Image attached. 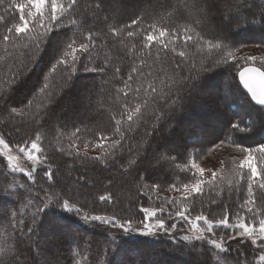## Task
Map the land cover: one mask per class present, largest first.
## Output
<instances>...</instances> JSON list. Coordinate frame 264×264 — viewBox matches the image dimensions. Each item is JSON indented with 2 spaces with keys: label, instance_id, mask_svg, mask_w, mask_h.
<instances>
[{
  "label": "snow or ice",
  "instance_id": "6c2138e0",
  "mask_svg": "<svg viewBox=\"0 0 264 264\" xmlns=\"http://www.w3.org/2000/svg\"><path fill=\"white\" fill-rule=\"evenodd\" d=\"M4 0H0L3 4ZM140 6L137 7L136 4ZM132 5L133 16L128 23H121L119 15L127 5ZM19 12V22L13 23L5 28L0 35V40L4 43H14L15 39L25 40L24 47L35 49L37 53H46L49 47H53L52 33L67 29L63 32L64 39L56 43L52 55L51 72L61 68L65 74L64 89L73 87V78L82 69L84 72L97 73L101 79L100 87L103 91L111 94L114 92V101L118 103V116L113 114L110 120L114 121L113 135L118 139H112L103 130L90 128L89 125H73V130L67 135L69 144L67 148L60 147L56 151L72 157L73 160L80 159L82 162L95 161L105 168L119 166L123 168L121 177L129 175L128 169L137 164L136 159L130 157L139 156L138 149L134 150L129 144L125 149V143L130 139L128 133L136 131L145 122V118L150 114L154 121L158 122L165 116V108L175 110L182 99L183 92L188 81L193 79L191 72L196 69V65L186 62L190 59L187 48L190 42L195 45L197 51L202 52L206 47L208 52L214 54L213 64H227L230 60H235V55L229 45L225 43L227 37L224 34V26L238 25L245 7H257L249 4L248 0H91L83 12H79L80 0H25L23 3L15 5ZM262 9L261 16L264 17V4L259 5ZM107 13V14H104ZM103 14V15H102ZM219 18V25L215 24ZM0 20L4 17L0 16ZM199 29V30H198ZM211 32L213 39L206 40L205 35ZM142 36L143 41L139 49L133 41ZM183 40L181 50L177 51L175 42ZM43 46V47H42ZM156 48L155 54L152 49ZM115 52L117 55H112ZM169 53L172 54L169 57ZM179 57V61L176 57ZM245 59L254 60L255 57ZM118 61V62H117ZM151 61V63H150ZM127 62L126 75L121 65ZM187 69L189 75H184ZM201 71H206L207 67L202 66ZM107 77V79H104ZM239 78L244 88L251 94V99L257 104L264 106V71L259 68L248 67L239 72ZM42 86H33L29 95L35 97L43 96L40 101L39 110L33 111V99L25 97L19 105L9 107L12 100V93L16 86L22 82V76L17 73L9 81L8 90H0V115L7 113L9 120L19 119L20 123L14 126V130L19 134L25 125L33 126L31 135L22 136L16 143L14 150L16 155H12L13 148L3 136H0V146L7 151L0 153L7 159V168L11 173H24L29 181L35 183V177L30 170L21 166L20 161L26 159L32 165L47 164V157L42 148L43 129L47 123V117L51 111L49 105L56 103L53 94L49 91L48 76L43 77ZM119 83L120 87H115ZM96 87L95 81L85 88V92H90ZM66 95L67 93L64 92ZM134 100L129 102V98ZM46 101V102H45ZM90 102V97H89ZM3 123V121H0ZM127 125V128H124ZM135 125V128L133 127ZM231 127L239 132H246L250 129L242 128L239 124H232ZM92 135L93 140L88 136ZM64 134L57 130L56 137L63 138ZM111 141L109 144L108 142ZM79 143H83L85 151L81 153ZM94 148L111 151H103L101 155L89 156L87 149L89 145ZM127 151V156H125ZM246 154L238 164L233 162L231 176L227 179L229 190L238 187L239 182L246 180L247 195L239 205L240 211L235 213V222L231 221V214L225 211L219 219H210L203 212L195 216L191 215V209L181 204L192 201L193 204L197 197L205 195V187L209 191L220 188L218 181L224 180L220 172L211 171V176L204 179L205 169L199 167L195 162L188 167L185 165L181 171H191L194 181L177 185L170 184L168 191L180 193V197H161L159 190L161 185L153 182L151 185L145 182V177L137 174L128 181L129 185L135 189L138 195L152 199L153 196L160 200L161 206L156 208L142 207L143 220L140 221L142 228L137 231L144 236H155L163 232L170 235L172 230L177 227L175 223L168 224V221L179 219L189 225L192 235H184L181 240L187 242H201L211 246L210 252L218 258L220 253H226L228 248L225 246L223 238L213 239L215 228H235L237 236L231 237L243 242H250L264 253V212L257 207V197L254 189L264 192V168L257 163V157L253 152L264 154V144L256 149L242 148ZM126 161V165H125ZM175 161V157L161 156L157 159V164L162 162ZM223 163V162H222ZM244 169H247L245 176ZM54 171L44 172V177L50 182L54 181ZM199 177V178H195ZM111 183V181H110ZM24 188V184H18ZM52 187V184L49 185ZM219 194V192H217ZM47 197V190H45ZM101 201H110L111 194L101 195ZM46 208L48 205L41 201ZM56 203L65 211H75L82 214L85 222L99 221L103 224L112 225L122 229L125 233L133 231L131 219H122L117 216H106L89 214L84 211L86 205L70 203L68 199L61 200L56 198ZM176 205L174 211H170L167 219L158 216V212L164 211V204ZM211 204H216V199H211ZM44 210L39 206L32 213L31 222L26 223L23 218L17 219V212H11L8 228L0 232V264H27V258L23 257L20 245L25 239H31L33 226L37 216ZM241 212L247 214L241 215ZM251 221V222H248ZM201 222L202 225L201 226ZM26 229V231H25ZM19 234L17 239L16 234ZM210 234V235H209ZM195 243L192 244L193 251ZM198 255H203L199 253ZM260 260L264 261V254L260 255ZM53 264V262H49ZM142 264H158L157 261L145 260ZM196 264H208V260H198ZM218 264H227V260H219ZM239 264V262H238Z\"/></svg>",
  "mask_w": 264,
  "mask_h": 264
},
{
  "label": "trees",
  "instance_id": "16d2710c",
  "mask_svg": "<svg viewBox=\"0 0 264 264\" xmlns=\"http://www.w3.org/2000/svg\"><path fill=\"white\" fill-rule=\"evenodd\" d=\"M23 2H25V0H4L3 4H0V16L4 17V20H0V35L4 33L7 26L19 22V12L17 11L15 5ZM90 2L91 0H80V8L78 11L83 12L85 6ZM254 2L258 3L259 0H253L252 3ZM136 6L139 7L140 4H137ZM242 11L246 16L245 24L243 26L249 29L242 34H238V32L232 30L231 32H228V38L227 41H225V43H227L233 51L235 60H230L227 64H220L216 66L213 64L212 60L214 54L209 53L208 50H203L202 52L197 51L195 45L191 42L187 48V51L190 54H196L190 55V59L186 62V64H195L196 69L190 73L193 79L187 82L184 90L187 86L195 88L197 86L195 84H198V81L214 76H222V78L225 79L228 75L230 81L232 82V87H227L224 91V95H222L223 107H225L228 115L226 116L225 121L221 123L223 124V128L220 129L217 137L219 140L217 141L218 143H221L226 149L231 150L234 145L256 149L261 144H264V107L255 105L242 89L238 81V72L245 66L254 65L264 71V39L253 38L254 34L257 32L261 33V31L250 29L251 23H253L250 21L251 19H254V17L250 15L251 10L244 8ZM132 16L133 12L125 13V11H123L119 15V20L121 23H128L129 18ZM255 18L256 22L261 20V16H257ZM255 25L256 24L254 23V26ZM234 27H236V25ZM249 30L253 31L250 32ZM65 31H67V29H62L51 34L53 47H49L46 53H37L35 49L25 48L24 39L17 38L14 43L7 44L0 40V90H8L9 81H11L13 77L19 73L22 76V82L16 86L15 92L12 93V101L14 100L15 103L17 102V105H19L20 101L25 100V97L33 99L32 110L37 111L39 110L40 101L43 99V96L37 95L33 97L29 95V93L33 89V86H42L44 82L43 77L47 75L49 91L53 94L54 99L56 100V103L49 105L51 111L47 117L48 119L46 118L47 123L43 129H40L43 137L42 148L44 155L48 159L47 164L36 165V169L32 172L35 177V183L29 181L25 174L19 172L11 173L6 165L0 161V232H4L5 229L10 231L8 226L11 219V212L16 211L17 219L23 218L26 223H30L32 213H34L36 211V207L39 206L44 208V210L37 216L35 223L37 226L39 224L49 223L50 220H53L54 223L52 224V227L60 228L61 230L62 225L58 222L60 220L63 222V227L66 230L68 228L65 226L68 227L69 224L70 226L72 225L76 227V230L74 231L75 234L69 237V240L61 238L60 240H57L61 250L57 256L48 260L53 262V264L57 263V260H59L58 264H142L145 260H151L150 258H155L159 264H171L174 259L177 261V256L174 251H181L191 256H197L199 253H202L203 256L209 259L208 261L210 264H218V259H226L227 264H236L228 258L220 256L225 255V253H220L217 258L213 252L209 251L211 246L208 244L195 241L190 243L183 241L180 238H172L170 235H166L163 232L158 233L155 236H144L136 232L137 229L142 228V224L140 223V221L143 220L141 208L148 207L150 209H158L162 202L156 199L155 196H153L152 199H148L145 196L138 195L135 189L128 183L132 177L139 174L145 177V182L149 185L153 182L159 183L161 185L159 190V195L161 197H175L177 199L180 197L179 192L172 191V193H168L166 195L161 192L167 190L169 185L172 184L171 182L166 181L165 170L180 172L181 174L187 173L185 182L188 178L189 180L193 179V176H191L193 173L192 171H181V169L185 165H190V160L192 158L189 156V153H184V148H188L191 144H195V141L199 140V138L196 137V132L192 133L193 136L188 134L189 137H187L185 145L183 146L180 144H172L168 147L166 145L164 146L163 139H165V135L157 136L159 133L158 131L162 130L165 122L171 117L170 115L178 112L181 106V101L179 102L180 106H177L174 111L165 108V116L162 120L156 122L149 114L145 118V122H141V126L136 129V131L128 133L130 139L125 143V149H127L130 144L133 146L134 150L138 149L139 152V156L130 157L137 160V164L128 169V173L131 174L130 179L121 177L123 168H120L119 166L105 168L95 161L82 162L80 159L73 160L72 157L56 151V149L60 147L67 148L69 144L67 135L73 130V125L82 127L84 124H87L90 128L98 127V129L103 130L106 134L111 136L112 139L119 138L117 135L112 134L114 121L110 120L111 115L116 114L118 116L119 105L114 101V92L109 94V92L101 89L100 84L102 77L99 74L84 72L82 69L73 78V87L71 89H64V92L67 94L72 92L73 95H71V97L73 98L80 90L81 94L83 92L85 94V88L90 86L94 80L96 87L91 89L93 94L89 96L91 99L89 105L86 106V108L83 106L81 109L74 108L71 113L64 115L62 120L54 122L55 111L60 107L61 100L65 95L64 92H61L64 85L65 74L61 68H57L55 72H51L50 68L51 63H54V60H52L54 47L57 42L64 39L63 32ZM207 35L208 37H213L211 32L207 33L205 36ZM142 41L143 37L138 36L133 43H135L139 49ZM183 43L182 39L175 42L177 51L181 50ZM152 51L153 54H155L156 48L154 47ZM111 54L114 56L117 55L115 52H112ZM171 56L172 54L169 53V57ZM247 57H255V59H245ZM179 59L180 58L177 56L176 60L179 61ZM202 66L207 67V70L201 71L200 69ZM121 67L126 75L127 62L124 65H121ZM36 70L37 74L35 73ZM183 74L189 75L187 69H185ZM104 79H107V77H104ZM120 86L121 85L119 83L115 84V87ZM222 90H224V87L221 88V91ZM17 94H19V96H17ZM203 100L205 99H200L202 102ZM129 102L134 103V100L130 97ZM8 120L9 118L7 113L0 115V121H3V123H0V136H3L5 140L9 142L10 146L14 148L22 136L32 134L33 126L25 125L22 129V135H16L12 128L5 126V123H8ZM17 120V125H19L20 121L18 118ZM172 121L179 123L177 115L172 117ZM232 124H239L242 128L250 130L246 132H239L231 127ZM180 126L181 124L177 125L179 128ZM133 127L135 128V125ZM124 128L126 129L127 125H124ZM57 130L64 134L63 138L56 137ZM155 130L157 132L156 135L154 134ZM171 130L172 133H176L175 128ZM88 139L94 141L91 134L88 136ZM151 141H155L156 145L153 151H149ZM108 143L110 144L111 141ZM78 144L79 150L83 153L85 151L84 144L79 142ZM145 144L147 148L142 150V146H145ZM207 145L210 147L211 143ZM215 146H213L212 149H214ZM103 151H111V148L109 147L102 150L100 148H94L90 144L87 149L90 157L101 155ZM148 153L152 156L153 163L161 156L175 157V161L162 162V164H157V169H154L149 165L151 158L147 157ZM234 155L235 157H238V159L234 161L236 164L239 163V158L244 157L243 155ZM253 155L257 157L258 164L261 168H264V154L253 152ZM125 156H127V151H125ZM63 163L68 165L67 167L72 172L71 174H73V177H70L71 181H76L78 177L81 179V181L78 182L85 186L84 191L71 190L69 188L70 184H68L64 178H59L60 175H58L59 173H57V170L54 167L57 165H64ZM49 165H51V170L55 173V183L48 181L46 177H44V172L49 169ZM163 167L165 170L162 169ZM166 167L169 169H166ZM110 171H113V174H116V177L113 176L112 179H106L110 175ZM85 172L95 173L99 177L94 180L93 184H91V188H86L87 182H85V180L87 179L82 174ZM103 172H106V174L104 175ZM244 173L246 176L247 169H244ZM78 174H81V176H78ZM72 178L76 179L74 180ZM176 179L183 182L182 177L179 178V176H176ZM18 184H24L25 187L20 188ZM50 184H52L51 188L49 187ZM222 187L223 189L225 188L224 186ZM239 187L242 191V182H239ZM45 190H47V197L45 196ZM254 191L257 197V207L264 212V192L259 189H254ZM109 194L112 196L110 201H101L99 199L101 195ZM240 194L241 193H238L235 196L236 211L240 210L239 205L243 202V198ZM57 197L61 200L68 199L70 203H76L77 205H86L84 211L89 214L106 216L115 215L118 218L131 219L133 222V231L124 234L122 229L113 227L112 225L103 224L99 221L85 222L82 219L81 214L62 209L60 204L56 203ZM201 197L207 198V196ZM231 199H233L232 195H229L228 200L226 201L223 197V201H225L224 203L229 202ZM41 201L46 202L48 206L45 208ZM117 201H119V203H117ZM115 202L117 204H115ZM180 206L189 207L191 209L192 216L203 212L205 215H208L210 219H216L212 213L205 212L202 209L197 210L193 205L181 204ZM175 207L176 205L165 203L164 211L162 213L158 212V216L167 219L168 213L170 211H174ZM235 213L231 215L230 222H235ZM222 214L223 212L221 211L219 215ZM241 215H245L247 219L246 213L241 212ZM55 218H57V220ZM65 223L67 225H65ZM171 223H175L177 225V227L172 230L171 234L176 232H182L185 235L193 234L189 231V225L186 222L175 219L168 221L169 225ZM59 225L61 226L59 227ZM201 226H203L202 222ZM214 232L216 233L215 237L228 238L231 235H237V229L235 228L226 229L220 227L215 228ZM222 232H226V234ZM226 235L228 236L226 237ZM16 236L17 239H19L18 233ZM193 243L196 245L194 251L192 249ZM229 244H231V242L225 244V246ZM243 244L244 247L242 246ZM21 245L20 249L23 248ZM65 245L66 247L64 249ZM117 246L125 253L119 254L118 250L115 251ZM231 246H235L234 250L239 254L246 255L247 258L251 259L252 256L259 257L264 254L258 247L250 245V242L242 243L238 237L236 241L230 245V247ZM132 250H135L133 252L135 257L132 253H130ZM234 250L228 248L226 253H232ZM48 251L50 252L51 249ZM148 253L149 256H146ZM142 255L144 257H142ZM115 256H118V258L116 259ZM162 256H167V259L162 261ZM258 261L260 264H264V261H261L260 259Z\"/></svg>",
  "mask_w": 264,
  "mask_h": 264
},
{
  "label": "rangeland",
  "instance_id": "374dc122",
  "mask_svg": "<svg viewBox=\"0 0 264 264\" xmlns=\"http://www.w3.org/2000/svg\"><path fill=\"white\" fill-rule=\"evenodd\" d=\"M235 2H239L238 0H235ZM253 0H248L249 4H255L257 5V7H252V8H248L245 7L247 9H250L251 13L250 15H252L254 17V19H251L250 22L251 26L250 29H255V30H260L261 33L257 32L256 34L253 35V38H262L264 39V17L261 16V11L262 9L259 7V5L264 4V0H259L258 3H252ZM139 4V3H137ZM136 4V5H137ZM244 9V8H243ZM242 9V10H243ZM125 13H131L133 12L132 10V5H127L125 8ZM242 18L239 22L238 25H236V27H234L235 25L232 26H224L226 28V32L224 33L226 35V37L228 38V32L236 31L238 32V34H242L245 33L249 28H245L243 25L245 24V14L242 11ZM257 16H261V20L259 22H256V18ZM254 23L256 24L254 26ZM215 24L219 25V18L217 17L215 20ZM250 32H252L253 30H249ZM249 35V34H248ZM205 39L211 40L213 39V37L209 36H205ZM227 41V39H226ZM204 50H207L206 48H204ZM37 74V70L35 72ZM210 77V75H209ZM28 83V82H27ZM195 88L192 87H186L185 90H183V92L181 93L182 99L181 101V106L178 110V112L176 113H172V115H170L171 117L169 118V120H167L164 124V126L162 127V130H159L157 136L159 135H165V139H163V144L164 146L166 145L167 147L170 145H176V144H180L181 146L185 145L186 139L187 137H189L188 134H190V136H193V132H196V137L199 138V140L195 141V144H191L188 148H184V153H189V156L192 158L190 160V165H187L188 167L191 166L192 162H195L196 164L199 165V167L204 168L205 169V174H204V179H208L211 176V171H217L220 172L221 169H223V172H221L220 174L225 177L224 180H220L218 181L220 188H223L222 186H224V190L223 192L219 191V188L216 189L215 191L210 192L209 188L206 186L204 191H205V195L203 196H207V198H202L197 197L195 199V202L193 204L192 201L187 202V204L184 205H193L195 207V209H202L205 212H210L213 214L214 217H216V219H219L221 217V215H219V213L224 212L225 211V206H227V211H229V213L232 215L233 213L237 212L235 210V205H236V198L235 196L238 193H241V197L244 199L246 198L247 195V184H246V180L244 182H242V191L240 190L239 187V183H238V187L237 188H233L232 190H229L227 187V179L231 176V169L233 167V162L236 161L238 159V157H235L234 154L236 155H243L245 156L246 154L242 151V148L244 147H239L238 145H234V147H232L231 149H226L221 143H218V134L220 132V129L223 128V124H221L223 121H225L227 114V111L225 109V107H223V98L222 95H224V91L227 87H232V82L229 79V76L227 75V78L223 79L222 76H214L211 78H207L205 80L202 81H198V84ZM224 87V90L221 91V88ZM188 88V90H187ZM83 94V95H82ZM81 94V90L78 91V93H76V96L73 98L71 97L72 92L69 94H66L63 96L62 100H61V105L58 109H56L55 111V120L59 121L63 119L64 115H67L68 113H71L74 108L77 109H81V107L83 106L84 108H86V106L89 105V96H91L93 94L92 91L90 92H84ZM17 96H19V94H17ZM14 99V98H13ZM200 99H205L202 101H200ZM91 100V99H90ZM9 106H17V102L15 103V101L11 100L9 103ZM91 109V108H90ZM94 113V112H92ZM177 115L179 123L178 122H173L172 121V117ZM48 119V118H47ZM8 123H5L6 127L12 128V130H14V126H17V122L18 120H8ZM181 122V123H180ZM178 124H181L180 128L177 127ZM176 129V133H172L171 129ZM14 133L16 135H22V131L17 134L14 130ZM156 130L154 132V134L156 135ZM180 137V138H178ZM156 141V140H155ZM155 141L150 143L149 146V151H153L155 149ZM150 142V141H149ZM217 142V143H216ZM210 144V147H208L207 144ZM216 145V146H215ZM213 146H215L214 149ZM186 147V146H185ZM147 146L145 144V146H142V150L146 149ZM7 151L6 149L3 148V146H0V153H3ZM151 153V152H150ZM150 153L147 154V157H150L151 160L149 162V165L151 167H153L154 169H157V162L152 161V156L150 155ZM12 155H16V152L13 148V151L11 153ZM194 157H193V156ZM244 157L239 158L240 160H242ZM0 161L3 162L6 167H7V159L5 156L0 155ZM223 162V163H222ZM21 166L25 167L26 171L30 170L31 172H33L36 169V165H32L30 164V162H28L26 159H22L20 161ZM258 163V160H257ZM64 165H57L56 167H54L57 170V173H59L58 175L59 178L62 177L64 178L65 181H67L68 184H70L69 188L73 191H84L85 186L81 185V183H79L81 181V179H79V177L77 178L76 181H71L70 177H73V174H71L72 172L70 171V169L67 167L68 165L63 163ZM182 168V167H181ZM163 170H165V168H162ZM166 169H169L168 167H166ZM49 170V169H48ZM193 173L195 172V169L191 170ZM112 172V173H111ZM166 174H165V179L167 182H171L172 184L175 183L177 185H181L184 183H191L194 181V176L193 173L191 176H193L192 180H188L185 182V177L187 175V173L181 174L180 172H173L171 170L167 171L165 170ZM21 173V172H19ZM24 174V173H22ZM87 180H85V182H87L86 188L87 187H92L91 184L94 183V180L99 178L95 173H82ZM103 174L105 175L106 172H103ZM109 176L106 179H112L113 176L116 177V174H113V171L109 172ZM247 174V173H246ZM130 175V176H129ZM129 175L125 178H131V174L129 173ZM78 176H81V174H78ZM176 176H179L183 178V182L179 181L176 179ZM114 177V178H115ZM195 178H199V177H195ZM72 179H76V178H72ZM79 181V182H78ZM176 181V182H175ZM68 188V189H69ZM162 193L168 194V193H172V191H168L164 190L161 191ZM217 192H219V194H217ZM56 195V194H55ZM232 195L233 199H231L229 202L224 203L226 200H228V196ZM223 197L225 199V201H223ZM216 199L217 204H211L210 201L211 199ZM46 203V202H45ZM117 203H119V201H117ZM115 202V204H117ZM121 210V209H119ZM240 211V210H238ZM75 212V211H74ZM77 213V212H76ZM125 213V212H123ZM80 214V213H78ZM1 215V214H0ZM82 215V214H81ZM57 220V218H55ZM59 220V219H58ZM31 222V221H30ZM62 227L61 230L60 228H54L52 227V224L54 223L53 220H50L49 223H43V224H39L38 226L35 225H31L33 226V233L31 234V239H25L24 240V244H22L21 246L23 248H21V252L23 253V257L27 258V264H49L50 261H48L50 258L57 256L61 250V247H59L58 241L61 239H66L69 240V237H71L72 235H74V231L76 230L75 226H65L66 228H68L67 230L63 227L64 224L63 222H61L60 220L58 221ZM30 224V223H29ZM59 225V227L61 226ZM65 225H67L65 223ZM26 231V229H25ZM122 232L124 234H126L123 230ZM136 232H138L136 230ZM70 233V234H69ZM139 233V232H138ZM225 233L226 232H222ZM70 235V236H69ZM118 235V234H117ZM116 235V236H117ZM185 234H183L182 232H176V233H172L170 234V236L172 238H180L182 236H184ZM120 236V235H119ZM228 235H226L227 237ZM230 236V235H229ZM237 235H231L228 238H223V237H215L212 236L211 238L213 239H220L223 238L225 240V244H228L231 242V244H233V242L236 241V239H232L231 237H235ZM68 238V239H67ZM57 241V242H56ZM69 243V242H68ZM112 244V243H111ZM114 244V243H113ZM206 244V243H204ZM227 245L226 247L229 249L234 250L235 246H231ZM244 247V244L242 245ZM66 245L64 246L65 249ZM166 247V246H164ZM113 248V246H112ZM51 249V253L48 251ZM114 249V248H113ZM118 250L119 254L125 253L123 250H121L118 246L115 249V251ZM135 250L130 251V253H132V255L135 257V254H133ZM175 255L177 256V261H173V263L171 264H196V262L198 260H209L208 258H206L203 255H197V256H191L188 255L186 253H183L181 251H174ZM51 255V256H49ZM220 255V254H219ZM149 256V253L146 255ZM228 258L229 260H231L233 263L238 264H260L259 263V257L258 256H252L251 258H247L246 255L243 254H239L237 251H233L232 253H225V255H220ZM116 259L118 258V256H115ZM142 257H144L142 255ZM56 258V257H55ZM137 259V257H136ZM151 260H155L157 261L155 258H150ZM162 261L167 259V256H162ZM254 260V261H253ZM46 261V263H45ZM59 260H57L58 264ZM159 264V263H158ZM208 264H210V262L208 261Z\"/></svg>",
  "mask_w": 264,
  "mask_h": 264
},
{
  "label": "water",
  "instance_id": "95a60500",
  "mask_svg": "<svg viewBox=\"0 0 264 264\" xmlns=\"http://www.w3.org/2000/svg\"><path fill=\"white\" fill-rule=\"evenodd\" d=\"M248 67L259 68V67L254 66V65H248V66H245L244 68H248ZM244 68H242L240 71H243ZM259 69H260V68H259ZM260 70L263 71L262 69H260ZM240 71H239V72H240ZM239 72H238V81H239V83H240L242 89L245 91V93H246V94L250 97V99H251V94L247 91L246 88H244L243 84H242L241 81H240V78H239ZM251 101H252L255 105L259 106V107H264V106H261V105L257 104V103H256L255 101H253L252 99H251Z\"/></svg>",
  "mask_w": 264,
  "mask_h": 264
}]
</instances>
